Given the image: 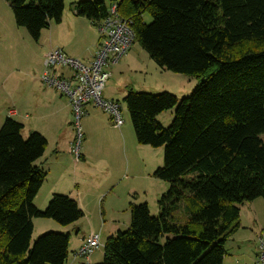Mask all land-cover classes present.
<instances>
[{"label": "trees", "instance_id": "obj_1", "mask_svg": "<svg viewBox=\"0 0 264 264\" xmlns=\"http://www.w3.org/2000/svg\"><path fill=\"white\" fill-rule=\"evenodd\" d=\"M5 1L37 42L62 22L66 2ZM113 3L159 67L198 85L182 100L133 89L125 96L138 143L165 149L154 177L169 188L156 215L147 203L130 204L131 225L107 239L101 264H223L241 206L264 200V0H93L73 10L97 25ZM172 109L164 128L158 117ZM23 128L8 117L0 129V264H67L70 235L49 232L32 243L33 219L69 226L84 213L60 194L45 210L35 206L47 178L36 163L48 141L38 132L24 138Z\"/></svg>", "mask_w": 264, "mask_h": 264}, {"label": "rangeland", "instance_id": "obj_2", "mask_svg": "<svg viewBox=\"0 0 264 264\" xmlns=\"http://www.w3.org/2000/svg\"><path fill=\"white\" fill-rule=\"evenodd\" d=\"M80 1L93 0H66L62 22H51L50 26L42 31L38 42L32 39L27 29L17 26L15 18H12L13 15L10 17L11 23L7 20L4 21L7 34L5 39L0 36V129L5 120V112L10 106L12 109L14 107L21 108L23 113L27 110L31 116L34 115L31 118L32 120H30L33 126L30 123L26 124V128L22 132L24 138H27L32 131H47V121L43 119L45 98L50 108L51 101L48 102V99H53L55 93L51 88L46 87L41 80L44 69L42 62L44 54L52 46L61 44L66 45L73 53L83 52L89 46L92 38L96 37L95 32L99 35L97 25L90 21H80L79 23L73 21V18H78L73 10V4ZM0 2L3 3L2 0ZM0 13H3L1 5ZM151 22L152 17L149 14L145 15V23L150 24ZM116 67L119 71H115L112 79H117L119 85H113L112 82L110 84L112 85L111 89L114 93V98L122 103V115L125 124L121 130L109 129L106 126V117L103 116L105 114L104 111L89 106V114L84 115L81 120L84 136L81 154L86 146H91L95 149L107 146L105 151L104 149H100L97 152L91 151L94 153V159H97L99 155L101 158L110 156L113 160L112 162H117V166L113 165L111 171L107 173L104 169H89L85 165L83 157L76 160L81 162L79 164L80 168H78V184L83 194L81 195V201L87 209L86 214L84 213V216L79 220L77 227H73V225L63 226L51 220V222H55L53 224H56L58 228L66 231L64 235H68L69 230L75 228V231H70L73 233L72 247H76L78 244L77 230L89 232L88 230L92 226L98 227V231L104 228L101 233L102 246L91 257L94 264H101L104 260L106 235H109L108 237L116 236L119 231H126L131 225V213L128 210L130 221L127 228L119 226L118 229L110 232L109 225L104 226L105 220L112 221V219L118 217L117 214H112V211H110L111 207H115L113 201L118 203L122 202V200L126 201L130 195L133 203H147L151 214L156 215L159 212L158 200L169 188L167 181L154 177L155 171L164 165L165 149L163 147H148L138 143L127 105L124 102L125 96L130 89H133L136 92L148 94L167 92L182 100L190 96L198 85V81L195 78L159 67L138 42H134L129 50V59L127 61L121 60ZM124 85H127V88L123 90L121 87H125ZM109 86L105 90V96ZM62 98L68 101L65 97ZM34 103L36 106H33ZM25 105L33 106V110L25 109ZM35 116L37 117L36 120H34ZM174 116L175 109H172L159 115L158 119L161 120L164 128H168L173 122ZM75 123L76 118L73 117L74 142L77 138ZM44 127L45 130H43ZM65 131L59 137H64ZM123 137L127 139V144L123 142ZM130 137L132 143L129 141ZM52 143L53 141L51 140ZM72 155V159H76L73 152ZM93 161L91 160L90 163ZM133 174L139 177L134 182L138 193L129 194L132 191L133 179L131 177ZM94 182H99L101 185L94 187ZM164 184H166L165 187ZM99 187L101 188L98 190L97 188ZM49 188L50 183L46 182L43 184L34 200V204H42V196L47 193ZM164 189L166 190L162 193ZM100 191L105 193L101 198H99ZM89 200H95L97 203L90 205L88 204ZM47 205L43 204L42 208L38 209L45 210ZM102 207L107 209L109 217L100 221ZM181 211L179 209L178 212ZM241 213V227L225 245L226 256L223 264H258V238L264 237V200L257 199L253 202H246L241 206ZM48 220L50 219H33L36 223L32 243L49 232L63 234L62 232L51 230L50 227L43 228L44 222H48ZM258 235L259 237H257ZM101 254H103V257Z\"/></svg>", "mask_w": 264, "mask_h": 264}, {"label": "crops", "instance_id": "obj_3", "mask_svg": "<svg viewBox=\"0 0 264 264\" xmlns=\"http://www.w3.org/2000/svg\"><path fill=\"white\" fill-rule=\"evenodd\" d=\"M2 1L4 4L2 2H0V5L2 8V12L4 14L0 13V36L3 39H5L6 34H7V28L5 26L4 21L7 20L8 22L11 23V20H10L11 15H13L12 16L13 19L15 17H14V14H13V11H12L10 5L5 0H2ZM73 21L79 23L80 21H88V20L78 17V18H73ZM68 22H69V20H68ZM69 24H70V22H69ZM98 32H99V30H98ZM95 33H96L95 34L96 37L94 36V38H92L89 46L83 52L81 51L78 53H73V51L68 49L67 46L63 45V44L52 46V48L50 50L61 49L70 57L78 59V60H80L86 64H90V63H92L93 58L95 56V53L98 50V45H99V41H100V33H99V35L97 34V32H95ZM50 50H48L44 54V59L42 61L43 67H44V62H45V56ZM127 59H129V53L126 55V57H124V59H122V61L123 60L127 61ZM118 65H114V66L110 67L112 77L109 80V82L106 84L105 90L111 82L113 85H117V86L119 85V81H117V79H114V80L112 79L115 71H119V69H117V67H116ZM111 86L112 85L110 84V86L108 87V91H107L106 96H105V90H104V97L107 100L119 101L118 99L114 98V93L111 89ZM121 88L124 90L125 88H127V85L125 87H121ZM51 90L54 91L55 96L53 99L52 98L48 99V102L51 101L50 102V108L47 105V103H46L47 99L45 98V107H44L45 113L43 114V119L47 121V123H46L47 127L46 128H47L48 132L47 131H45V132L44 131H38V132H40V134L42 136H44L46 138V140L48 141V146H47V149H46L44 156L36 163L37 166H39L41 169H43L47 173V178H46L44 184L46 182L50 183V188L48 189L47 193H45L42 196V199H43L42 204L35 203V205L37 208L41 209L42 208L41 206H43V204L49 203V201L52 199L53 195H55V194L66 195V196H69L70 198L74 199L75 201H77L80 209L83 211V213L86 214L87 209H86V207H84V205L81 201L82 200L81 195H83V194L81 193V190L79 189L80 187L78 184V168H80L79 164L81 162L76 161V159H72L73 155L71 152L72 144L74 143V139H75L74 128L72 126V120L74 117L73 111H72V108L70 107L68 101H66L64 98H62L63 96L60 93H58L55 89L51 88ZM33 106H36V104L34 103ZM33 106H26L25 105V109L33 110L32 109ZM10 110L16 111L17 116L13 117V119L15 121L19 122L20 124H22L24 128H26V124H29V123L33 126L32 121H30V120H32L31 118H33L34 115L31 116V114H29V112L27 110L25 113H23L21 108L14 107V109H12V107H10V106L8 107V109L5 112L4 123H5L6 119L9 117V111ZM88 114H89V112H88ZM103 116L106 117L105 118L106 126L109 129H115L112 126V124H110V122H112L111 117L107 113L103 114ZM107 116H109V118H107ZM18 118H20V119H18ZM36 119H37V117L35 116L34 120H36ZM159 122L161 123V120H159ZM67 125H69V127H67ZM24 128H23V130H24ZM43 130H45V127ZM64 130H66L64 132V134H65L64 137H62V138L59 137V135L61 133H63ZM34 132H36V131H34ZM122 139H123V142H125L127 144V139L125 137H123ZM51 140L53 141L52 144H51ZM129 141L132 143L131 137L129 138ZM86 142H87V139H86ZM108 147H109V145H108ZM110 147H111V144H110ZM148 147H150V146H148ZM100 149H104V151H105L107 149V146H105L103 148L98 147L96 149L91 147V146L84 147L83 153H82L83 154L82 155L83 160L85 162V165H87L89 167V169H104L107 173H109L111 171V169L113 168V165L117 166V162H115V161L112 162L113 160L111 159L110 156H106L104 158H101L99 155L97 159H94L95 158L93 155L94 153H92L91 151L94 150L97 152ZM146 149H149V148H146ZM146 151H151V150H146ZM91 160H94V161L90 163ZM138 178L139 177H137V175H134V174L132 175L131 179H133V186H132V191H130L129 194H132L134 192L138 193L137 189H136L137 187H135L136 185L134 184L135 180ZM100 185H101V183H99V182H94V184H93L94 187H97ZM165 186H166V184H164V187ZM100 188L101 187H99L97 189L99 190ZM165 190L166 189H164V191H162V193L165 192ZM104 195H105V193H101V191L99 192V196H100L99 198H101ZM93 203H97V201L89 200V202H88V204H90V205H92ZM131 203H133V201H132L130 195L126 201L122 200V202L120 201L119 203L113 201V205H115V207L114 206L111 207L110 211H112V214H117L118 217L112 219V221L105 220V219H108V217H109L108 211L106 208L102 207L100 221H102L103 219L105 220L104 226L109 225L110 232H113V230L118 229L119 226H124L127 228L129 226V221H130V214H128V210H130V204ZM35 223L36 222L33 221L34 232H35ZM44 223L45 224L43 225V228L50 227L51 230L59 231V232H62L63 234H65V232H66V231H64V229L58 228L56 224H53L55 222H51V220H48V222H44ZM78 223H79V221L72 224L73 227H77ZM74 229L75 228H73L72 230L70 229L69 233H68L70 235V246H69V258H68L67 264H94L92 262V258H90L89 260H84V261L75 259L73 257V253L82 244L83 240L88 235L93 234V233H100L101 234L102 231L104 230V228H102L103 230L98 231V227L92 226L89 228V230H88L89 232L77 230L76 236H77V243L78 244L76 245V247H72L71 244H72V240H73V237H72L73 233H71V232L75 231ZM43 231L45 232V230H43ZM33 235H34V233H33ZM101 236H102V234H101ZM108 236L109 235H106V237H105L106 238L105 243H106L107 239L109 238ZM257 237H259V235ZM70 254H71V256H70ZM101 256L103 257V254H101Z\"/></svg>", "mask_w": 264, "mask_h": 264}, {"label": "built area", "instance_id": "obj_4", "mask_svg": "<svg viewBox=\"0 0 264 264\" xmlns=\"http://www.w3.org/2000/svg\"><path fill=\"white\" fill-rule=\"evenodd\" d=\"M133 22L121 17L118 4L109 6L108 17L97 23L100 33L98 50L92 63L86 64L72 58L61 49H52L45 56L41 80L46 87L55 89L68 100L76 118V141L72 152L76 160L82 157L83 133L81 120L88 115V107H96L111 117L112 126L121 130L125 124L120 101L107 100L104 97L106 84L112 77L110 67L117 65L129 53L135 42ZM15 110L9 111V117H16ZM102 246L101 234L88 235L74 251L77 260H89ZM257 263L264 264V237L258 238Z\"/></svg>", "mask_w": 264, "mask_h": 264}, {"label": "water", "instance_id": "obj_5", "mask_svg": "<svg viewBox=\"0 0 264 264\" xmlns=\"http://www.w3.org/2000/svg\"><path fill=\"white\" fill-rule=\"evenodd\" d=\"M204 81V80H203Z\"/></svg>", "mask_w": 264, "mask_h": 264}]
</instances>
